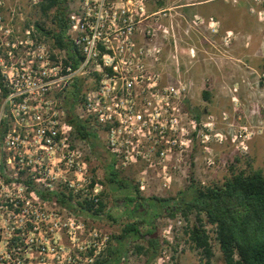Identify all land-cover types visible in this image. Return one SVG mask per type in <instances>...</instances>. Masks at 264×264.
Here are the masks:
<instances>
[{
	"label": "built area",
	"instance_id": "2783aa9c",
	"mask_svg": "<svg viewBox=\"0 0 264 264\" xmlns=\"http://www.w3.org/2000/svg\"><path fill=\"white\" fill-rule=\"evenodd\" d=\"M162 2L81 0L66 31L80 58L74 67L67 48L35 22L19 24L21 6L6 12L0 0V264H95L107 256L112 235L85 211L88 203L99 208L107 186L63 104L75 81V114L115 169L136 170L142 190L148 177L168 188L195 163L196 139L208 144V123L191 109L193 85L179 68L171 8ZM247 135L238 133V147Z\"/></svg>",
	"mask_w": 264,
	"mask_h": 264
},
{
	"label": "rangeland",
	"instance_id": "374dc122",
	"mask_svg": "<svg viewBox=\"0 0 264 264\" xmlns=\"http://www.w3.org/2000/svg\"><path fill=\"white\" fill-rule=\"evenodd\" d=\"M5 1L6 12L21 6L20 25L42 20L32 0ZM80 1H70V8H77ZM193 1L203 0H164L162 3L163 7L171 8L168 12L177 31L179 68L193 85L191 109L198 121L208 123V144L203 143L201 136L196 139L195 163L191 168L181 167V171L170 178L168 188H163L166 182L163 178L148 177L149 184L142 190L146 197H177L192 179L202 185L222 183L231 175L229 165L238 154L243 157L241 168H247L246 160L250 159L255 168L264 169V0H214L197 5L186 14L183 8L176 7ZM170 54L171 50L166 48V58ZM174 67L175 64L168 61L167 68L173 70ZM205 89L212 92L210 101L203 96ZM243 130L248 138L238 147L241 138L237 136ZM94 144L98 145V152L97 148L92 152L91 166L104 179L107 168L102 154H111L101 140H95ZM100 148L104 150L102 154ZM135 171L129 169L122 174L137 180L139 176ZM105 192H108L106 197L104 195L106 211L91 222L111 235L119 234L120 227L130 220L127 205L116 201L118 190L108 186ZM106 213L116 216L118 222ZM178 218L164 217L156 221L162 238L168 241L157 258L148 261L145 256L137 255L132 240L128 239L120 264H202L200 251L191 247L185 234L187 222L179 224ZM210 233L214 237L211 228ZM213 246L215 264H223L215 240Z\"/></svg>",
	"mask_w": 264,
	"mask_h": 264
},
{
	"label": "trees",
	"instance_id": "16d2710c",
	"mask_svg": "<svg viewBox=\"0 0 264 264\" xmlns=\"http://www.w3.org/2000/svg\"><path fill=\"white\" fill-rule=\"evenodd\" d=\"M70 1L73 0H40L38 11L42 20H36L35 24L41 33L53 39L57 47L67 48L69 60L76 67L80 59L77 57V47L66 35L72 11ZM80 92L81 84L75 81L63 100L67 108V121L80 137L90 141L92 151H95L98 145L94 141L100 139L91 131L88 122L79 119L74 112ZM203 96L210 101L211 90L205 89ZM102 155L107 168L103 182L107 187L119 191L116 201L127 205L130 220L120 227L119 234L112 235L107 256L95 264H120L128 239L132 240L137 255L145 256L148 261L157 258L161 248L168 243L162 238L156 222L164 217H182L187 222L185 234L191 247L200 251L202 264H215L213 240L220 247L223 264H264V169L255 168L250 159L246 160L247 168H241L243 157L236 155L229 165L231 175L222 183L202 185L192 179L177 197L165 198L144 196L135 180L115 169L113 156L108 153ZM103 195L106 197L108 192ZM62 202L65 203L64 200ZM106 207L103 196L98 209H93L92 204L88 203L85 211L96 217L105 213ZM106 216L118 222L113 214L106 213ZM208 224L214 226V237L206 228Z\"/></svg>",
	"mask_w": 264,
	"mask_h": 264
},
{
	"label": "flooded vegetation",
	"instance_id": "af4514ba",
	"mask_svg": "<svg viewBox=\"0 0 264 264\" xmlns=\"http://www.w3.org/2000/svg\"><path fill=\"white\" fill-rule=\"evenodd\" d=\"M214 0H203V1H193V2H189V3H180L178 4L176 7L177 8H183V11L185 12V14L187 12L191 13L192 10L195 9V6L197 5H202V4H208L209 2H212ZM262 116L264 117V110L262 112Z\"/></svg>",
	"mask_w": 264,
	"mask_h": 264
}]
</instances>
